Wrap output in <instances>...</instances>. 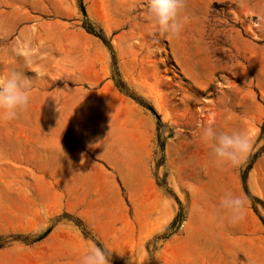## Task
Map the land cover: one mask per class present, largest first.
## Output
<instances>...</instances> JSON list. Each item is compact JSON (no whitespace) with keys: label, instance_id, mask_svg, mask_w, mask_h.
I'll use <instances>...</instances> for the list:
<instances>
[{"label":"rangeland","instance_id":"rangeland-1","mask_svg":"<svg viewBox=\"0 0 264 264\" xmlns=\"http://www.w3.org/2000/svg\"><path fill=\"white\" fill-rule=\"evenodd\" d=\"M81 1L0 0V75L33 84L0 122V264H264V0H186L175 39L147 0ZM209 121L251 138L237 168Z\"/></svg>","mask_w":264,"mask_h":264},{"label":"clouds","instance_id":"clouds-1","mask_svg":"<svg viewBox=\"0 0 264 264\" xmlns=\"http://www.w3.org/2000/svg\"><path fill=\"white\" fill-rule=\"evenodd\" d=\"M185 3L186 0H147V15L153 27L169 38H179L186 20L181 15ZM32 87V81L15 68L0 75V122L13 121L28 109ZM201 135L210 150V159L217 167L237 168L252 147L247 133L236 129L229 132L218 131L211 121L203 126ZM246 199L244 196L226 193L219 204L224 210L225 218L232 223L243 220ZM39 211L41 214L46 212L42 207ZM110 253L106 248L89 244L79 256L78 264H109Z\"/></svg>","mask_w":264,"mask_h":264},{"label":"trees","instance_id":"trees-1","mask_svg":"<svg viewBox=\"0 0 264 264\" xmlns=\"http://www.w3.org/2000/svg\"><path fill=\"white\" fill-rule=\"evenodd\" d=\"M78 1H79V6H80L83 14L86 16L83 5H82V1L81 0H78ZM90 30H93V29L91 28ZM91 32H93V31H91ZM94 34H96L98 37H100L107 44V46L110 48L109 44L105 41L104 37L100 33H94ZM149 109L155 114V112L153 111V109L150 106H149ZM261 132H264V120H263L262 125H261ZM242 180H243V184H245V177H243ZM244 190H246L245 185H244ZM260 219L264 224V220L261 217H260ZM174 222H175V219L172 221V225L174 224Z\"/></svg>","mask_w":264,"mask_h":264}]
</instances>
